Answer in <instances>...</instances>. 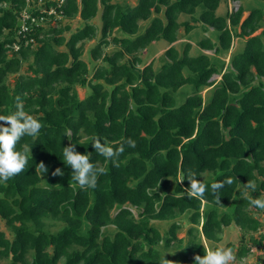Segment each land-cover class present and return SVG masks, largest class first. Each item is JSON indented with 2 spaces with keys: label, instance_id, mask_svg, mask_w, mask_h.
<instances>
[{
  "label": "trees",
  "instance_id": "obj_1",
  "mask_svg": "<svg viewBox=\"0 0 264 264\" xmlns=\"http://www.w3.org/2000/svg\"><path fill=\"white\" fill-rule=\"evenodd\" d=\"M228 1L243 0H63L59 7L55 0H0V115L14 111L19 97L42 125L16 145L27 156L25 168L0 183V220L9 233L0 231V260L195 264L207 252L203 240L219 248L232 224L241 235L226 246L237 260L254 250L264 255V214L249 203L264 200V9L252 0L230 11ZM221 4L226 12L218 15ZM50 7L60 18L47 14ZM24 8L35 21L21 32ZM181 15L190 18L180 22ZM181 28H210L214 39L197 40L194 52L189 42L178 50L172 44ZM97 36L89 55L99 65L89 77L83 46ZM234 37L243 46L226 65L220 58ZM160 40L168 47L159 63L145 64L140 55ZM109 44L113 50L104 52ZM76 87L87 96L79 99ZM94 137L113 148L131 138L135 146L125 144L114 166L92 147ZM68 144L104 169L95 187L74 182L63 162ZM56 168L64 174L53 175ZM193 175L207 186L203 198L192 195ZM216 182L223 187L214 190ZM248 182L255 193L245 190ZM127 205L138 209L136 218ZM179 218L188 223L186 239L177 238ZM151 221L171 224L161 234ZM48 222L62 227L49 231Z\"/></svg>",
  "mask_w": 264,
  "mask_h": 264
},
{
  "label": "clouds",
  "instance_id": "obj_2",
  "mask_svg": "<svg viewBox=\"0 0 264 264\" xmlns=\"http://www.w3.org/2000/svg\"><path fill=\"white\" fill-rule=\"evenodd\" d=\"M0 183L8 181L14 175L20 173L27 164V156L24 152L18 151L16 145L24 136L35 137L38 135L42 125L39 120L35 119L31 114L23 108V101L16 97L15 110L9 115H0ZM92 147L102 156L111 161L114 166L118 165V157L124 151L125 144L129 147L135 146V141L128 138L118 147L113 148L103 143L98 137L90 140ZM30 149L25 145V151L30 152ZM63 162L72 169L74 182L81 187L96 186L98 174L104 172L103 168H97L91 161L89 153L81 154L76 150L74 144H68L63 147ZM42 174L47 171L43 163L38 164ZM64 173L60 168L54 170L53 175L62 176ZM231 183L232 180L227 181ZM223 187L222 182H216L212 188L219 189ZM248 192H256L254 184L248 182L244 185ZM207 186L197 180L193 175L191 182L192 195L197 198H203ZM219 201V196H217ZM250 207L258 213L264 214V200L249 201ZM164 260L168 261L165 259ZM195 264H237V257L234 251L229 246L219 248L209 247L206 254L196 255L194 257Z\"/></svg>",
  "mask_w": 264,
  "mask_h": 264
},
{
  "label": "rangeland",
  "instance_id": "obj_3",
  "mask_svg": "<svg viewBox=\"0 0 264 264\" xmlns=\"http://www.w3.org/2000/svg\"><path fill=\"white\" fill-rule=\"evenodd\" d=\"M116 2H119V3H128L129 5H132L136 2V0H115ZM252 0H244V1H240L239 3H234L232 1H228L227 2V6H228V10H234L236 7H238L239 5H242L243 7H247L249 3H251ZM254 2V6L256 8H259V9H264V1H258V0H253ZM226 12V9H225V6L223 4H221L219 6V8L217 9V14L218 15H223L224 13ZM247 13H244L243 16H245ZM189 16H186V15H181V17H179L180 19V22H183V21H188L189 20ZM94 24L96 25H99V22H98V19H95L92 21ZM69 24L71 26L72 29H74L75 27H77L79 24H80V21L78 18L74 19V20H71L69 21ZM211 29L209 28L207 33H202L199 29L198 30H195L189 34H185L184 31H183V28H181L180 30V35L177 39V41L172 44L174 45L178 50H181V44L182 43H185V42H189L192 46V52H194L196 50V41L203 38V37H206V36H211ZM116 32L113 33L112 36H116ZM119 35V34H117ZM110 36V37H112ZM98 37L97 36L94 40H91V41H87L84 43V46H83V54H82V59L85 60L87 63H88V67L90 69V73H89V77L91 76V71L93 69V66L94 65H99V62H96V63H92L91 60H90V55H89V51L95 46V44L97 43L98 41ZM109 37V38H110ZM212 39H214V37L211 36ZM242 46H243V42H242V39L240 38H236L234 37L233 38V41H232V47L231 49L225 54L223 55L220 59L222 61H224V63L227 65L228 63V60H229V57L232 53L236 52L237 50H240L242 49ZM113 44H109L108 46H106L104 48V52H111V50H113ZM168 47L167 43L163 40H160V41H157V42H154L152 44H150L148 46V48L140 55V57L142 58L143 62L145 64H148L152 59L154 60L155 62V65H157L159 62H158V58L164 53L165 49ZM203 52V51H202ZM205 54L207 55H210V56H213V52L212 51H204ZM26 66L25 67H22V70L21 71H25L26 69ZM13 80H14V77L12 75L9 76L8 78V83L9 84H12L13 83ZM212 80L214 81H218L219 80V76H216L214 75L212 77ZM190 88L188 86H185L182 88V92H186L188 91ZM76 90H77V94H78V97L79 99H83L85 96H87L88 94V90L85 89V88H81V87H76ZM202 95H205V90L202 92ZM211 96V93L210 94H207L205 97L206 99L208 100ZM181 101H183L185 99V95L184 97H181ZM178 101L180 99V96H178ZM127 207H129V209L131 210L132 214L135 216V218L137 217V214H138V209L132 207V206H129L127 205ZM115 213V210L112 211V215ZM176 222H179L183 225L182 229H180L178 232H177V238L179 239H186V230L188 228V223L185 221V219H177ZM50 224L48 230L49 231H57L60 227H62V224H54V225H51L52 222H48ZM171 224V221H151V225L155 226L161 234H164L167 229L169 228ZM110 229H112L113 227L110 226L109 227ZM0 231H4L6 235L9 236V233L7 231V227L6 225L4 224V221L0 220ZM240 235H241V232L239 230V228L235 225H230L229 227H226L223 229V232H222V235H221V241L219 243H217V245L219 247H222V246H226L227 243H233L234 244V247L235 245L237 244L239 238H240ZM256 235V234H255ZM203 243L204 245L206 246L207 248V251L209 250V247H214L215 244H212L210 243L209 241H206V240H203ZM172 250V249H171ZM173 253V250L171 251ZM235 252V251H234ZM6 262L4 260H0V264H5ZM237 264H264V255L262 252L258 251V250H254L247 258L243 259V260H237Z\"/></svg>",
  "mask_w": 264,
  "mask_h": 264
},
{
  "label": "built area",
  "instance_id": "obj_4",
  "mask_svg": "<svg viewBox=\"0 0 264 264\" xmlns=\"http://www.w3.org/2000/svg\"><path fill=\"white\" fill-rule=\"evenodd\" d=\"M56 3H57V7L61 6L62 3H63V0H55ZM39 5L41 3H38ZM47 14L48 15H51V16H55L56 18H60V16L57 14L56 10L53 8V7H50L48 10H47ZM19 19L21 21V32L23 31H27L29 30L27 25H26V21L27 20H30L31 23H33L35 21V18H33L27 11H26V8L22 9L20 12H19ZM40 20H42V18H40Z\"/></svg>",
  "mask_w": 264,
  "mask_h": 264
},
{
  "label": "crops",
  "instance_id": "obj_5",
  "mask_svg": "<svg viewBox=\"0 0 264 264\" xmlns=\"http://www.w3.org/2000/svg\"><path fill=\"white\" fill-rule=\"evenodd\" d=\"M244 1V0H243ZM246 1V0H245ZM240 2V1H239ZM239 2H234V3H239ZM237 9V7L234 9V10H236ZM244 13H247L248 14V12L247 11H245ZM244 13H243V15H244ZM247 14L245 15V16H242V19H244L246 16H247ZM261 32V30H258L257 32H255L253 35H257V34H259ZM203 51V53H204V51L205 50H202ZM219 79H220V77H219Z\"/></svg>",
  "mask_w": 264,
  "mask_h": 264
}]
</instances>
